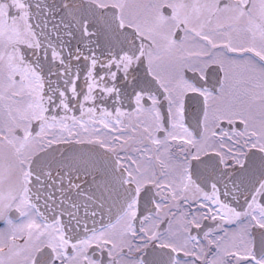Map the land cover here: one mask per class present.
Masks as SVG:
<instances>
[{
  "label": "snow or ice",
  "instance_id": "1",
  "mask_svg": "<svg viewBox=\"0 0 264 264\" xmlns=\"http://www.w3.org/2000/svg\"><path fill=\"white\" fill-rule=\"evenodd\" d=\"M0 264H264V0H0Z\"/></svg>",
  "mask_w": 264,
  "mask_h": 264
}]
</instances>
